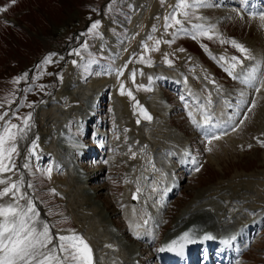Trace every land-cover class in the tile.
I'll return each instance as SVG.
<instances>
[{
    "label": "rangeland",
    "instance_id": "1",
    "mask_svg": "<svg viewBox=\"0 0 264 264\" xmlns=\"http://www.w3.org/2000/svg\"><path fill=\"white\" fill-rule=\"evenodd\" d=\"M202 1L204 2L202 6L190 9L192 13L191 23L188 21L184 22L185 31L174 34V27H169L167 30L162 27L164 26L162 17H165L166 14L172 10V7L177 3H175V0H15V3H12V0H0V8H6L5 11H0V110L4 109L5 105H8V108L3 110V113L11 110L13 111L12 115H14V117L9 120L11 123H21L20 118L26 117L28 113L32 114L30 120L31 131L24 140L19 142V155L14 157L18 169L17 175L23 177L24 190L28 193L27 176L28 174L34 175L35 171L39 169L43 174V181H45L46 184L48 183L47 188L37 190L34 185L30 183L33 186L31 188L34 190L36 189L37 192L41 194L51 189L49 195L42 194L43 197L33 199L37 211V216L35 218L37 228H41L44 224H47L50 229H52L53 233L58 231L57 229V231L53 229V218L49 217V215H45L47 209L41 205V203L46 200L45 197L49 196L51 201H49L48 204L57 205L58 209H66V211L63 209L62 211L66 213L65 215L72 218L75 223V232L82 235L84 238L87 239L90 237V239L94 241L91 236L93 235L95 237L99 235L98 233H102V229H105L102 237L107 236V239H105L106 241H96L95 243V245L102 244L104 247L100 250L99 246L96 247L92 244L94 264H114V255L116 253L114 249L125 244V238L121 235L125 234L123 231L125 230L124 219L122 218V214L125 213V211L122 209L124 208V188L129 182V176L139 173L143 176L145 173L151 174L156 170L154 176L159 177V171L165 172L164 166L172 164L170 160L162 159L158 162L149 157V155H152V147L150 145H143L145 140L149 138L153 139L154 136H158L156 135L155 128L150 127L141 132L136 130L138 126L146 125L147 123H142L140 121L138 123V119L134 118V111L132 110L141 105L143 101L140 93H147L149 91L135 89L134 85H141L142 82L144 83L146 80H148V82H153L154 79L148 77L147 71L137 65L130 64L127 67L126 62L125 64L122 63L119 67L121 59L127 56L129 50L131 51V55L134 56L138 54L143 55V53H145V61L152 60L153 62L154 59L160 56V63L163 62L166 57L167 61L173 60L176 63L178 62L176 66L172 67L174 70L171 68L167 69L168 72L175 73L178 69L183 70L181 65L184 68L187 62L191 63L197 60L188 50L183 49L182 43H186L192 49H198L197 52L200 58L207 63V66L194 63L185 71L196 75L200 81L206 82L208 79L210 84L207 85L208 89L205 87L203 89L198 86L197 82H190L194 88V92L189 90L186 86L184 89H181L180 92L178 89L175 90L171 87L164 86L163 88L165 92L171 93V100L175 101L176 120L172 124H174L175 128H180L184 135L192 136L195 148L202 162V171L196 179H190L189 182L188 180H183L180 195L173 201L172 206L168 209V221L173 222L181 210L185 208L195 196L215 186V184H221L222 188H227L226 192L218 188V186H215L212 190L213 194L224 196L222 202L230 198L234 193L239 194V196L234 195V200L239 201L242 199L240 190L245 187L248 191H244L243 194L245 197L242 202H246L247 206L250 208H264V108H262L264 107V89L261 92H255L256 99L254 94L248 90L241 92L242 90L238 84L222 72L220 65V63H222V67L231 66L233 57L239 60H252L254 59L253 52L255 51H257V59H261L262 65H264V26L260 19L252 17L242 18L237 12H233L229 14L230 16L228 18L219 21L216 26L210 28L211 32H213L211 39L199 33L196 34L204 37L205 41L213 46V48L209 49L203 44L191 41L192 36L189 34L196 31L192 25L201 24L205 27L211 22L214 23L215 20L222 14L224 15V13L220 7H217L214 0ZM1 3H3V7ZM4 16L7 18L5 19ZM203 18H206L207 21H204ZM92 20H99L97 26L98 34L90 39L89 42L86 41V43H83L85 39L90 38L95 32L94 29L89 31L91 25L94 23H92ZM215 28L219 30L215 32ZM148 29H150V31H148ZM221 31H226V33L222 34ZM105 35L107 37H105ZM149 37H151V39H149ZM157 40L161 41L158 46L155 43ZM168 41H171V43ZM219 41L226 43L225 45H227V47L223 44L222 46L215 45L216 42ZM233 41H235V44L242 45L247 49V53H242L233 44ZM143 44L148 45V51L143 49ZM84 45H86V47H84ZM220 48L228 51L230 55L224 51V59H221V55V61L218 62L216 52ZM74 50L79 51V55H73V60H76L77 63L70 64V58L66 55L68 53H73ZM113 50H116V54L110 52ZM152 52H158L154 55V58H150L149 54ZM105 54L110 55L105 57L107 61V65L105 66V71L107 73L106 78H111V75L113 76L112 70H114L115 74H118V71L121 70L123 74L115 78L113 77L112 80L117 79V81H123L124 88L127 89V91L131 90L134 99L130 100V105L127 99L125 100L123 98L124 100H120L118 97L114 99L113 94L108 98L105 96L103 106L104 112L105 114L106 111L110 113L115 130L121 133L118 137L114 138L111 143L114 147L111 155L115 163L103 168L97 161L91 162L88 167L89 170H100V176L97 182L94 184H84V186L75 184L74 189H72L71 178L75 176L76 168L73 169L71 164L68 172H61V174L55 177V175H53L55 174L54 162L51 160L49 163H46L44 159V156H46L44 150L48 148L47 150L53 152V156L56 157L54 147H58L59 149L61 144V151V149L63 150V148H65L66 144L71 145L73 141L80 143L77 136L85 135V129H82L78 122L75 123L74 129H78L79 131L74 132L72 129L67 131L66 127H62L60 130L57 129V131L54 132L61 140H57L54 137L52 139L49 138L47 140L48 142L43 145V142L46 140L43 135L49 132L50 129L46 131V127L43 126L44 123L42 124L41 118L42 116L52 115L51 109H49L50 106L46 108L44 105H47L48 96L50 94L52 96L55 95L62 79L66 80L69 74L72 75L71 77L74 83H77L79 79V71L82 77H87L84 81L85 84L91 83L93 79L96 80L93 81V83L97 84L100 80L99 78L103 77L101 70H97V73L93 75L88 74L89 72L86 71V68L82 67L87 60L88 62H86V64L89 63L90 60L95 59H97L99 64H103L101 63L103 60L101 58L105 56ZM211 59L214 60V63L211 62ZM45 60H49V62L45 63ZM33 67H35L36 72H38L39 69L42 70V74L39 75L37 73L40 78L32 82V92L27 94L28 100L24 101L25 96L23 98L22 94L26 93L25 90ZM97 68H99V65ZM133 70H136L135 82L132 80ZM212 70H214L215 73L208 77V74H211ZM25 74H27V78H21L24 77ZM176 75L178 74L176 73ZM35 78L37 77L34 76L33 79ZM161 80L164 85L165 80L163 76ZM70 81L71 80H68L67 83H70ZM40 85H44V87L40 89ZM159 86L160 88L163 87L160 83ZM227 89L234 91L233 94L236 95L234 97L244 99V111L238 113L241 115V118L238 122V128L234 130L236 133L226 136L224 139L217 138L210 143L202 145L197 143L196 140L198 139L196 136L199 133L198 130L195 129L196 125L192 123V118L187 114L188 110L189 112L192 110L197 111L198 107L194 106L193 101L199 102L203 96L204 103H201V105H203L201 110L207 111V113L214 116L218 115L219 107L217 102H214V93L223 95L224 90L227 91ZM78 90L83 92H79ZM97 90L98 88L96 86L82 87V89L73 88L72 91L74 94H77V98L79 97V104L75 105L76 108L75 106L63 108L62 111L57 112L55 116H59L61 112L75 115L81 105L84 106V104H90V102H92V99L97 95ZM44 91L43 99V96L40 95L34 97L38 92L42 93ZM238 92L242 94H238ZM57 93L59 97L57 98L62 101H58L56 97H53L54 100L52 99L51 101L60 103L62 107L71 105L77 100V98L68 100V95L66 93H64L65 95L59 96V94H63L62 91ZM72 96L73 95H70L69 97ZM258 96L261 99H257ZM181 97H183V99H181ZM33 98L36 99L32 100ZM18 100H20L21 103L18 104ZM134 100H136L135 105H133ZM40 101L43 102L41 104L43 106H39ZM39 107L40 109L37 111ZM41 107L47 112L44 113ZM40 111H42L41 114H39ZM0 113L2 112L0 111ZM8 114H10V112ZM193 116L197 119L194 113ZM9 117L10 116L7 115L5 119ZM233 118L235 120V116H233ZM58 120V118H50L48 123L51 122L52 127L56 129V127L64 121V119ZM241 120H243V123H240ZM119 123L121 126L124 123H127L129 126L127 125L124 131L121 129L122 127L119 126ZM101 131L105 132V129H101ZM93 132L94 131H92L91 134H93ZM195 132L197 133L196 136ZM205 135L206 132L204 131L202 137ZM42 137L44 139L43 142ZM33 141H35V148L34 150L30 148V151H28L27 148L32 147ZM199 142L201 143V141ZM130 143H132L133 149L137 146L142 147V149L146 147L149 155L145 154L144 156H138V153L137 155L130 156ZM215 157H218L216 162L213 160ZM68 158L70 161L72 160L70 154ZM211 160L214 164H212L213 162ZM137 161L140 167L137 166V170L135 167L132 169V173L126 175V168L128 165L131 162ZM25 163L28 164V168L23 167ZM49 169H51L50 173L48 171ZM64 180L65 183L63 186L59 184V182ZM66 186L69 187L67 188ZM53 189L55 190L54 192L52 191ZM75 190L79 192L76 195L74 194V196L71 192L76 193L77 191ZM83 190L89 192L95 191L96 193L94 192L92 197H89V195L86 197L80 194ZM90 198L94 201H92V203L98 208L96 212L99 217L101 216V220L98 216L96 219L94 217L93 225L88 226V221H85L89 214H83L84 212L82 209H78V211L75 208L79 205L76 203L77 201L83 204H89L90 200L88 199ZM55 199L57 200V204ZM101 201H103V203ZM120 203L122 205L121 208L117 207ZM232 203H234V201H232ZM104 206L106 210L102 208ZM69 209L71 211L75 209L73 210V216L70 214ZM89 210L92 209L88 208V211ZM226 210L224 211L223 207L224 217L226 215ZM205 211L207 210H203L201 215L204 216ZM112 216H114V224H116L118 229L111 224ZM82 217H86L85 221ZM207 217L215 221V216L211 213H209ZM207 217L206 220L208 219ZM38 219H41L39 223ZM77 219H79L78 223H81L82 219V224L85 223L86 225L81 224L82 227L78 229L79 224H77ZM233 221L235 220H231V222ZM220 224L223 225V223ZM101 226H103L102 229ZM92 229H94V231ZM95 230H97L96 233ZM58 232L63 233V231ZM245 259H248L252 264H264V235L254 244L251 251L243 257L244 262Z\"/></svg>",
    "mask_w": 264,
    "mask_h": 264
},
{
    "label": "snow or ice",
    "instance_id": "2",
    "mask_svg": "<svg viewBox=\"0 0 264 264\" xmlns=\"http://www.w3.org/2000/svg\"><path fill=\"white\" fill-rule=\"evenodd\" d=\"M12 3H15V0H12ZM201 3L202 0H177L169 14L164 17L165 30L169 27H174V34L185 31L184 22L188 21L191 23L192 13L190 9L200 6ZM5 10L6 8H0V11ZM178 16H182L183 19L178 18ZM261 19L264 20V14L261 15ZM98 24L99 21L93 23L89 31L97 28ZM192 26L200 35L208 34L203 25L193 24ZM192 38H196L195 32L192 33ZM209 38L211 39V36ZM168 42L171 43V41ZM155 43L158 46L161 41L157 40ZM233 44L242 53H247V49L242 45L235 44V41H233ZM144 47L147 48V45L145 44ZM75 54L79 55V51H75ZM139 59L142 62L150 63V61L144 60L143 55ZM221 59H224V57H221ZM232 61L231 68H226L225 71L233 79H240L242 83L254 87L257 92L260 91V87H264V79H257V68H252L251 72L243 76L234 75L233 69H235L237 64H242L243 61L236 57H233ZM48 62L49 60H45V63ZM168 62L171 63L170 61ZM72 63L76 64L77 61L73 60ZM120 74L122 75L123 73L121 72ZM135 76L136 70H133V82H135ZM21 78L26 79L27 74ZM124 87V84L121 83L120 90L122 94ZM128 95L132 96L131 90L128 91ZM199 108L200 106L198 105V110ZM7 115V112L0 113V264H94L90 245L75 230L70 229L67 230L68 234L53 236L49 225L44 224L41 228H37L35 203L24 190L23 177L17 175L18 169L14 159L15 156L19 155V142L24 140L31 131L30 120L32 114L28 113L26 117L20 118L21 123H11L5 119ZM189 116L192 118V123L198 128L205 126L211 128L213 126L211 124L212 117L209 115L204 116L202 124L195 119L192 112H189ZM144 118L151 119L146 111L144 112ZM137 122L139 123V121ZM240 123H243V120ZM212 138L217 137L212 134ZM34 148L35 141H33V150ZM23 167L28 168V164L25 163ZM197 170L199 169L197 168ZM48 171L50 173L51 169ZM27 187L31 188L33 186L28 184ZM52 191L54 192L55 190L53 189ZM139 192L140 189L137 188L136 193L133 194L134 200L139 199ZM133 212L135 213V209H133ZM149 219H143L144 226L149 223ZM130 226L139 228L142 225L139 222H133ZM136 234L139 235V233ZM194 236L195 233L185 231L178 239L171 240L166 245V249L182 253L186 244L196 242ZM212 238L210 234H205L202 237V239ZM54 240L56 243H53ZM224 243L228 244L229 240H225ZM164 250V248L160 249V251Z\"/></svg>",
    "mask_w": 264,
    "mask_h": 264
},
{
    "label": "bare ground",
    "instance_id": "3",
    "mask_svg": "<svg viewBox=\"0 0 264 264\" xmlns=\"http://www.w3.org/2000/svg\"><path fill=\"white\" fill-rule=\"evenodd\" d=\"M96 84V83H95ZM71 85H72V83H71V81H70V83H68V85L67 86H65V88H70L71 87ZM69 86V87H68ZM97 87V86H96ZM94 90V89H93ZM65 92H63V94H59V96H61V95H65L64 94ZM67 94V93H66ZM57 96H56V98L58 97V93L56 94ZM59 98V97H58ZM57 98V99H58ZM79 98V97H78ZM54 100V99H53ZM58 101H62V100H60V99H58ZM52 103H54L53 101H51ZM73 103H76V102H73ZM72 103V104H73ZM77 107H79V106H77ZM75 108H76V106H75ZM76 110V109H75ZM45 117H47V118H45ZM50 118H52V115L51 116H49V115H46V116H42V118H41V121H42V124L44 123V125L43 126H45L46 127V131H48V129L49 128H52L51 129V132H47L45 135H43L45 138H46V140H45V142H43L44 141V139L42 140V142L43 143H46L47 142V140H48V138L49 137H54V138H56L57 140H61V139H59V136L57 135H55V133H54V131H55V128H53L52 127V125H51V122H49L48 123V121H49V119ZM39 119H40V117H39ZM68 121V120H67ZM47 125H48V127H47ZM58 125V124H57ZM124 125V124H123ZM128 125V124H127ZM129 126V125H128ZM61 127V126H60ZM54 130V131H53ZM41 134V133H40ZM101 135H96V137H100ZM48 137V138H47ZM56 142V141H55ZM53 144V143H52ZM51 144V145H52ZM50 145V146H51ZM59 145V144H58ZM53 146V145H52ZM60 146H61V144H60ZM54 147V146H53ZM104 147H102V149H103ZM47 149V148H46ZM57 149H58V147H57ZM56 150H54V152H55ZM60 151V150H59ZM61 151H62V149H61ZM49 152L50 151H45V153H47V155H49ZM100 152V151H99ZM84 154H90L89 152H85L84 151ZM57 161H59V163L60 164H62V166L63 167H65V168H67L68 166H69V162L67 161V160H63V159H58L57 158ZM113 163H115V162H113ZM141 171V170H140ZM130 174V173H129ZM73 177V176H72ZM78 176H76V179H75V181H74V183L75 182H77V180H78ZM238 178V177H237ZM236 178V179H237ZM72 179V178H71ZM241 180V179H240ZM239 180V181H240ZM70 181V180H69ZM72 181V180H71ZM70 181V182H71ZM233 181V180H232ZM69 182V183H70ZM66 183H67V181H66ZM78 185V184H77ZM77 185H76V187H77ZM216 186H219V185H216ZM67 187V186H66ZM69 187V186H68ZM67 187V188H68ZM72 187H73V185H72ZM79 188V187H78ZM215 187H213V188H210V194L209 195H207L208 194V192H209V190H205L203 193H201V194H199L196 198H195V201L193 200L192 201V204H190V205H188L186 208H185V210L175 219L176 221H175V227H177V228H179L178 230H177V232H179L181 229H183V227H185L186 225V222L187 221H190L191 219H197V220H199V221H201V223L204 225V226H208V225H213L214 223H216L217 225H218V223H223V218H224V215H223V207L221 206V202H222V200L224 199V196L223 195H219V197H217V195H215V193L213 194V189H214ZM74 189V188H73ZM80 189V188H79ZM222 189V188H221ZM227 189V188H226ZM128 190H129V187H127V190H126V193H128ZM231 190H232V187H231ZM75 191H77V190H75ZM74 191V192H75ZM132 191H133V189H132ZM243 191V193H244V191H248L245 187H243L242 188V190H240V193ZM79 191H77L76 193H73V192H71L73 195L75 194H77ZM102 192V191H101ZM74 195V196H75ZM82 196H85V195H83V194H81ZM71 196V195H70ZM239 196V195H238ZM132 198H133V196H132ZM75 200V199H74ZM127 202V201H126ZM218 202V203H217ZM76 203H79V205H78V207L76 208V209H82V211L84 212L83 214H88V213H86L87 211H88V208H92V207H94V203L92 204L90 201H89V204H86V203H81V202H79V201H77ZM74 204V203H73ZM80 206V207H79ZM240 205H238V207H239ZM242 207V206H241ZM75 208V207H74ZM260 208V207H259ZM72 210H75V209H72ZM85 210V211H84ZM203 210H207V211H205V215L203 216V215H201L202 214V211ZM209 213H211L212 215H214L215 216V221L214 220H212L211 218H208L207 216L209 215ZM99 217V215L97 214V215H94V214H92V215H88L87 216V220L86 221H88V226H91V225H93V221H94V217H95V219H96V217ZM101 217V216H100ZM100 217H99V219H100ZM206 217L208 218L207 220H206ZM79 220V219H78ZM101 220V219H100ZM209 221H212V223H210ZM94 224H96V223H94ZM100 224V223H99ZM235 224V223H234ZM97 226V225H96ZM203 226V227H204ZM239 226V224H237L236 226H232L233 228H237ZM232 227H228L227 229H226V227L223 229V230H228V229H232ZM100 228V227H99ZM103 228V226H101V229ZM91 229V228H90ZM93 231H94V229H92ZM201 230H204V229H201ZM96 231L97 230H95V233H96ZM105 231V229H102V233H98L99 235H96L98 238V241L99 242H102L103 240H105V239H107V236H105V237H102V235H103V232ZM93 233V232H92ZM92 238H93V235H92ZM95 238V237H94ZM106 241V240H105ZM118 259V258H117ZM128 258H126V261L127 262H129L130 261V264H132L131 263V260H132V258H130L129 259V261L127 260ZM136 259V258H135ZM134 261V260H133Z\"/></svg>",
    "mask_w": 264,
    "mask_h": 264
}]
</instances>
